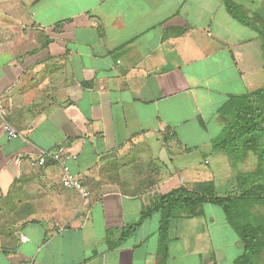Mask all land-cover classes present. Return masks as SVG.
I'll use <instances>...</instances> for the list:
<instances>
[{"label": "crops", "instance_id": "obj_1", "mask_svg": "<svg viewBox=\"0 0 264 264\" xmlns=\"http://www.w3.org/2000/svg\"><path fill=\"white\" fill-rule=\"evenodd\" d=\"M226 1L0 0V264H235L244 244L215 205L173 218L165 249L160 212L141 219L217 184L219 108L260 68L258 30ZM59 145L87 198L57 163L14 161Z\"/></svg>", "mask_w": 264, "mask_h": 264}, {"label": "trees", "instance_id": "obj_2", "mask_svg": "<svg viewBox=\"0 0 264 264\" xmlns=\"http://www.w3.org/2000/svg\"><path fill=\"white\" fill-rule=\"evenodd\" d=\"M226 4L237 19L251 25L252 16L244 13L242 6L230 0ZM257 30L261 36V30ZM219 113L224 126L213 141L214 148L227 154L233 162L253 152L258 157L257 169L235 174L222 188L214 180L174 188L160 195L141 219L151 212H160L161 247L165 249L173 218L199 216L207 205L218 206L244 244V251L235 264H264V86L230 95ZM138 226L136 223L128 233H134Z\"/></svg>", "mask_w": 264, "mask_h": 264}, {"label": "rangeland", "instance_id": "obj_3", "mask_svg": "<svg viewBox=\"0 0 264 264\" xmlns=\"http://www.w3.org/2000/svg\"><path fill=\"white\" fill-rule=\"evenodd\" d=\"M262 2L263 4L261 7L259 6L255 8L254 6H247L248 7V10H246L247 13L245 12V8H243L242 11H244V13L248 14L250 17L252 16V19L250 18L251 26H253L254 28L260 29L263 35L264 33V0H262ZM255 14H258L259 17H254L253 15ZM253 23L256 24V27ZM262 35L260 36L261 38L259 40L261 47L258 46V51H257L260 68L257 70V72H254L248 75L247 82L248 83L252 82L251 85H249L250 86L249 90L264 86V35L263 36ZM219 135L220 133L217 134L215 138H218ZM198 153H201V152H198ZM202 156H205V153L202 154ZM228 157H229L228 155L227 157L225 156L223 160L221 159L216 160L215 158L212 157V167H216V172H218L215 178H216L217 186L220 188H222L224 184L226 183V181L228 180L227 176L229 175V173L237 174L240 172H248L252 170L254 171L257 169V165H256L257 157L255 155L249 154V156L246 157L245 161L243 160L244 162L242 161V159L238 160V162L236 163L237 167H231V168L225 164L228 161L230 162V158ZM216 207L224 214L223 210L220 207L218 206Z\"/></svg>", "mask_w": 264, "mask_h": 264}, {"label": "built area", "instance_id": "obj_4", "mask_svg": "<svg viewBox=\"0 0 264 264\" xmlns=\"http://www.w3.org/2000/svg\"><path fill=\"white\" fill-rule=\"evenodd\" d=\"M1 110V109H0ZM5 131L9 138H17L22 134L17 131L10 123L4 124ZM25 159H28L32 167H43L49 163H57L62 169L61 184L65 188L75 189L81 193L84 198L90 196V192L85 187L80 177L73 174L68 164L70 160L77 159V153L66 145H59L53 150H42L32 156L29 153H19L14 161L21 165Z\"/></svg>", "mask_w": 264, "mask_h": 264}]
</instances>
